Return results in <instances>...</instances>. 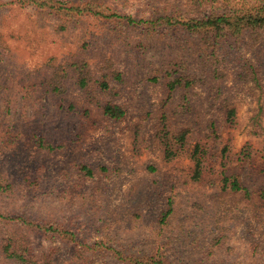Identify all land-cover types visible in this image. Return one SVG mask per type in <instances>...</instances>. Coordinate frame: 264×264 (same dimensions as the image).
I'll list each match as a JSON object with an SVG mask.
<instances>
[{"label": "rangeland", "instance_id": "obj_1", "mask_svg": "<svg viewBox=\"0 0 264 264\" xmlns=\"http://www.w3.org/2000/svg\"><path fill=\"white\" fill-rule=\"evenodd\" d=\"M88 1L150 20L264 0H0V264H129L117 248L175 264H264V32L213 46L95 15ZM107 101L126 116L108 120ZM225 175L249 193L224 189Z\"/></svg>", "mask_w": 264, "mask_h": 264}, {"label": "trees", "instance_id": "obj_2", "mask_svg": "<svg viewBox=\"0 0 264 264\" xmlns=\"http://www.w3.org/2000/svg\"><path fill=\"white\" fill-rule=\"evenodd\" d=\"M33 3L41 8H48L51 6L52 0H31ZM50 1V3H49ZM92 1H88L86 5L89 6L91 12L95 15L104 16L106 18H115L117 20H124L127 18V22L133 23L140 27H145L147 31H152L154 33L162 32L163 30L169 29H178L182 28L191 33H197L202 35V39L207 42H210L211 45H217L216 40H220V38H232L236 41H242L251 30L264 32V1L261 3H252L248 6V3L241 2L238 3L237 7H229L223 10H212L210 12H206L204 15L200 17L193 16L190 17L186 14H180L179 16L174 15H163L158 18H152L150 20L144 19H133V17L127 16L124 17L123 14L118 13V11L106 7L104 4H97V9L94 8ZM91 6V7H90ZM86 8V7H84ZM94 8V9H93ZM56 11H58L59 7H54ZM79 13L89 11L88 9H81L79 7ZM124 25V23H122ZM246 71V70H245ZM251 73H253L254 78L257 76V70L253 63H251ZM179 80H175L170 83V88L174 89L176 86V82ZM78 86L85 90L87 89V79L85 77L81 78L77 82ZM187 84H190L187 82ZM100 88L102 91H108L111 89V85L109 81L104 80L100 83ZM103 113L105 117L110 121H120L126 116V109L118 103H113L111 101H107L102 105ZM235 114V109H229L227 111V121H231ZM207 124L212 130L214 134H216L219 130V123L215 118H211L207 121ZM192 128L185 127L178 135L177 138L182 142L186 138L187 133H193ZM211 135V133H210ZM200 145V144H199ZM197 145L195 150L191 153V157L194 161V171L193 178L199 179L203 173L202 163L204 161L203 156L200 151V146ZM88 174H92L94 170L89 168L88 166H83ZM153 168V167H152ZM223 188L229 189L233 193H238L240 191H245L247 194L249 193L246 186H244L239 177L237 175H225L223 177ZM172 212V208L169 206L166 210H164L160 216V222L163 224L166 222L167 218L170 216ZM36 227H40L41 223H34ZM117 255L120 260L125 261L129 264H175L171 261L166 253H143V254H134L127 253L121 249H115ZM5 252H7L8 257L15 258L21 262H27L28 259L22 256V254L11 251L10 246L5 247ZM49 262L47 261V263Z\"/></svg>", "mask_w": 264, "mask_h": 264}]
</instances>
